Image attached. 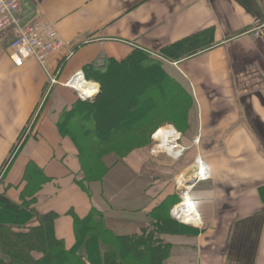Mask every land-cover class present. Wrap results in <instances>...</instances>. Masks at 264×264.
<instances>
[{"label": "crops", "instance_id": "0c3cea01", "mask_svg": "<svg viewBox=\"0 0 264 264\" xmlns=\"http://www.w3.org/2000/svg\"><path fill=\"white\" fill-rule=\"evenodd\" d=\"M18 17L22 25L38 18L51 23L65 45L45 68L35 61L17 66L9 58L13 31L0 37V181L1 165L27 130L5 175L8 197L18 201L24 166L35 163L51 178L36 208L59 214L56 235L70 248V210L83 217L94 207L115 234L140 232L153 208L167 198L172 207L180 201L176 181L186 176L200 225L170 216L162 237L172 245L167 264H264V0H21ZM200 34L188 47L195 53L173 60L158 55ZM134 49L157 57L192 99L182 130L159 128H171L179 155L152 154V140L87 193L75 182L81 177L75 146L56 125L78 102L62 84L83 71L97 85L88 66L101 70ZM49 77L59 84L46 94ZM196 160L208 170L197 182L190 180Z\"/></svg>", "mask_w": 264, "mask_h": 264}, {"label": "trees", "instance_id": "16d2710c", "mask_svg": "<svg viewBox=\"0 0 264 264\" xmlns=\"http://www.w3.org/2000/svg\"><path fill=\"white\" fill-rule=\"evenodd\" d=\"M201 37L182 39L161 48L158 55L173 60L193 54L196 49L189 44ZM86 69L96 72L92 79L101 87L100 96L91 102L79 99L60 114L56 125L59 134L71 138L79 150L82 175L75 182L88 193V184L101 182L110 169L102 157L115 156V163L125 159L151 145L153 134L166 124L182 130L192 99L169 78L159 59L138 49L120 62L108 60L101 70L94 65ZM85 78L90 79L88 74ZM114 85L117 91L110 95ZM112 109L120 118L117 126L109 121ZM49 181L42 169L28 162L18 201L8 197L7 188L0 191V264H167L172 245L162 237L164 224L171 219L168 198L153 208L140 232L128 235L115 234L94 207L83 217L70 210L75 241L67 248L55 231L59 214L36 208L37 194Z\"/></svg>", "mask_w": 264, "mask_h": 264}, {"label": "built area", "instance_id": "2783aa9c", "mask_svg": "<svg viewBox=\"0 0 264 264\" xmlns=\"http://www.w3.org/2000/svg\"><path fill=\"white\" fill-rule=\"evenodd\" d=\"M21 13V0H0V37L7 32L13 31V40L9 45V58L17 66L23 65L26 62L35 61L42 68H45L50 56L60 50L64 45L60 37L58 36L53 25L42 19H34L24 25L20 23L18 15ZM84 78L82 71L74 73L66 82L62 84L63 87L72 90L78 98H81L82 93L76 88V84L81 83V79ZM49 88L46 94L51 88L59 84L56 77H49L48 79ZM99 84L97 88L92 90L89 94L94 95L99 91ZM157 131L153 137L155 138ZM171 138H164L163 142H156L154 148L151 150L152 154L159 152H165L172 156L179 155L178 149L171 143ZM164 147V149L162 148ZM166 147H170L172 152L167 151ZM203 165L200 167V165ZM193 174L190 176L191 179H205L208 177V170L206 166L200 160H196L193 165ZM196 177V178H195ZM176 187L179 192L180 203L171 209V217L179 223L191 226H199L200 218L195 210L194 203L189 196L190 189L193 184H189L186 177L178 178L176 181ZM186 197L190 198L191 203H186ZM179 205L184 206L185 210H190L189 217L190 222H184L181 218L183 216L182 210L178 209Z\"/></svg>", "mask_w": 264, "mask_h": 264}, {"label": "rangeland", "instance_id": "374dc122", "mask_svg": "<svg viewBox=\"0 0 264 264\" xmlns=\"http://www.w3.org/2000/svg\"><path fill=\"white\" fill-rule=\"evenodd\" d=\"M63 87V86H62ZM97 87V86H96ZM65 88V87H64ZM116 88H115V85L112 87V89H111V91H110V95H113L114 93H116ZM100 92H101V87H100ZM99 92V93H100ZM77 96V95H76ZM78 98V97H77ZM78 100H79V98H78ZM109 116V121H111V123L113 124V126L115 125V126H117L118 125V123H119V120H120V118H118V116H117V111L114 109H112V112H111V114L110 115H108ZM122 119V118H121ZM26 134H27V130L25 131V132H23V133H21L20 134V136H19V138H18V140H17V142L15 143V145L11 148V150L9 151V154H8V156H7V158H6V160H5V162L1 165V181H0V191H2V190H5V188H7L6 189V191L8 190V189H10L11 187H12V184L10 185L9 183H7L6 181H5V175L8 173V171H9V169L11 168V166H12V163H13V159H14V155L16 154V153H19V151H20V148H21V146H22V143H23V140H24V137L26 136ZM60 135V134H59ZM61 136V135H60ZM159 136H162L161 135V133L159 132L157 135H156V139H157V137H159ZM61 137H63V136H61ZM69 138V137H68ZM70 140L72 141V143H73V145L75 146V151H76V160H77V164H78V167L80 168V174L82 175V171H81V165H80V162H79V150H78V148H77V146H76V144L73 142V140L70 138ZM80 140V144H82V145H85V142L83 141V140H81V139H79ZM163 140V137H160V138H158L157 139V141L159 142V141H162ZM163 142V141H162ZM17 144V145H16ZM154 145L155 144H153V148H154ZM151 145H148V146H145V147H150ZM17 150H16V149ZM152 148V149H153ZM163 149H164V147H162ZM134 151H136V150H134ZM133 151V152H134ZM132 153V152H131ZM116 157L115 156H111V155H108V156H104V157H102V159H101V161H103L102 163H104L107 167H110V169H111V167L113 166V165H115L116 163L115 162H113L114 160H116L115 159ZM119 162V161H118ZM10 163V164H9ZM28 163V162H27ZM26 163V164H27ZM7 164V165H6ZM26 164H25V166L24 167H26ZM8 166V167H7ZM7 169V170H6ZM24 170V169H23ZM6 171V172H5ZM108 173V172H107ZM80 175V176H81ZM107 175V174H106ZM105 175V176H106ZM48 177V176H47ZM49 178V177H48ZM105 178V177H104ZM104 178H103V180H104ZM50 179V181H51V178H49ZM102 180V181H103ZM49 181V182H50ZM48 182V183H49ZM94 183H99V182H94ZM47 184V183H46ZM45 184V185H46ZM93 183H90V184H88V186H87V189H89V186H91ZM96 186H100L99 184H97ZM13 187H15V186H13ZM17 188V187H16ZM19 188V187H18ZM17 188V189H18ZM21 188H22V184H20V190H21ZM42 189V188H41ZM41 191V190H40ZM39 191V192H40ZM38 192V193H39ZM19 194H20V192H19ZM18 198H19V196H18ZM178 202H179V200H178ZM178 202L176 203V205L178 204ZM176 205H174V206H176ZM173 206V207H174ZM172 207V208H173ZM172 208H170V210H169V213H168V215L169 216H171L170 215V212H171V209ZM187 222H190V221H187ZM167 263V262H166Z\"/></svg>", "mask_w": 264, "mask_h": 264}, {"label": "bare ground", "instance_id": "6f19581e", "mask_svg": "<svg viewBox=\"0 0 264 264\" xmlns=\"http://www.w3.org/2000/svg\"><path fill=\"white\" fill-rule=\"evenodd\" d=\"M81 80H82L81 83L78 84V85L76 84L75 86H76L77 89H79V91L82 93V95H84L85 93L89 94L92 90L97 88L96 87L97 86L96 83L89 82V81H87V80H85L83 78ZM159 132L161 133L163 138L167 139L168 137L169 138L173 137L172 136L173 135V131L171 130V128H165V129L160 130ZM166 148H167V151L172 152V149L170 147H166ZM202 166L203 165L201 164L200 167H202ZM185 202L188 203V204L191 203L189 197H186V201ZM178 209H181L183 211L182 212L183 216L181 217L183 219V221L184 222L190 221L189 218H186L187 215L189 217L190 210H185V207L182 206V205L181 206L179 205Z\"/></svg>", "mask_w": 264, "mask_h": 264}, {"label": "water", "instance_id": "95a60500", "mask_svg": "<svg viewBox=\"0 0 264 264\" xmlns=\"http://www.w3.org/2000/svg\"><path fill=\"white\" fill-rule=\"evenodd\" d=\"M98 95H99V92L97 94H94V95H82L81 99L83 101L91 102V101H94L97 98Z\"/></svg>", "mask_w": 264, "mask_h": 264}]
</instances>
